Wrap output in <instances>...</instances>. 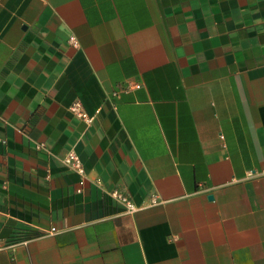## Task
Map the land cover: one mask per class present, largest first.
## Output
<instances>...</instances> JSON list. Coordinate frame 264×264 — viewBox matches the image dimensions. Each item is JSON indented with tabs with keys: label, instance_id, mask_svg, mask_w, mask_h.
I'll return each mask as SVG.
<instances>
[{
	"label": "crops",
	"instance_id": "crops-1",
	"mask_svg": "<svg viewBox=\"0 0 264 264\" xmlns=\"http://www.w3.org/2000/svg\"><path fill=\"white\" fill-rule=\"evenodd\" d=\"M0 264H264V0H0Z\"/></svg>",
	"mask_w": 264,
	"mask_h": 264
},
{
	"label": "built area",
	"instance_id": "built-area-1",
	"mask_svg": "<svg viewBox=\"0 0 264 264\" xmlns=\"http://www.w3.org/2000/svg\"><path fill=\"white\" fill-rule=\"evenodd\" d=\"M139 87V85H135ZM71 111L77 115L79 118L83 119L86 123L90 124L93 120V117L87 113V111L82 107L79 101L75 102L71 107ZM66 163L72 165L80 174L84 173V168L79 162L78 158L72 153L67 156L65 159ZM112 196L116 198L119 202H121L129 212L135 211V205L131 201V199L126 195H121L117 191L112 193ZM152 202L156 203L157 199L155 197L152 198Z\"/></svg>",
	"mask_w": 264,
	"mask_h": 264
}]
</instances>
